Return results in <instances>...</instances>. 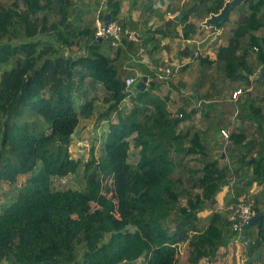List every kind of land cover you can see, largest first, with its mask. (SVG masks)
Wrapping results in <instances>:
<instances>
[{
  "label": "trees",
  "instance_id": "obj_1",
  "mask_svg": "<svg viewBox=\"0 0 264 264\" xmlns=\"http://www.w3.org/2000/svg\"><path fill=\"white\" fill-rule=\"evenodd\" d=\"M93 1L80 14L84 0H0V182L15 190L0 204V264H177L183 242L191 264H211L237 234L229 209H213L216 194L227 185L233 191L228 206L253 183L261 186V198L255 197L261 243L253 249L260 248L264 0L235 6L239 16L228 43L213 41L215 58L194 55L188 45L178 49L196 61L198 76L194 86L169 79L183 98L176 112L169 108L170 90L154 92L160 86L155 74L135 93L125 78L136 66L149 73L140 62L146 54L158 71L162 40L179 35L178 23L182 37H191L192 6L152 28L144 14L136 20L121 15L123 0ZM152 1H144L147 11ZM224 1L212 0L199 15L218 13ZM105 13L140 37L116 45L95 39L94 19ZM235 81L244 92L231 99ZM180 120L185 129L177 127ZM85 127L95 132L87 158L71 149L83 139L74 132ZM131 145L138 148L134 163ZM67 176L81 185H56ZM203 210L209 212L199 214Z\"/></svg>",
  "mask_w": 264,
  "mask_h": 264
},
{
  "label": "crops",
  "instance_id": "obj_2",
  "mask_svg": "<svg viewBox=\"0 0 264 264\" xmlns=\"http://www.w3.org/2000/svg\"><path fill=\"white\" fill-rule=\"evenodd\" d=\"M144 1L146 0H137L135 2L137 6H134L133 8H131L132 0H123L122 6H121V15H127V17L131 16L132 20H136L137 18H139L141 15L144 14V16L148 17L149 19L148 24L153 28L169 18H174L179 13V11L182 10L183 7L185 6L191 5L193 8L190 11L188 15V19H187V21L193 22L195 24V30L192 33L191 37L187 39L182 37L181 35L182 23H178L176 26V29L179 35L174 36V37H165L162 40V43L165 44V47L163 48L162 53H161V61H162L161 63L162 64H160L159 66L169 65L170 71H171L170 74L172 75L174 73H181V74L178 75V77L176 76L170 77L172 75L167 76V74H163L164 75L163 79H159L157 76H155V80L159 81L160 86L158 88H155L154 92L162 96L166 94L168 90H170L169 108L172 109L171 104L174 105V101H175L174 94L177 95V92L175 91L174 88H171L169 86V79H171L173 84H177L181 80L184 82L187 81L189 82V84L194 86L196 83V78L198 76L196 61H194V59H192L191 56H184V55H181L182 57L178 59L176 58L175 53L178 52V49L184 47L185 45H188V47L194 51V55L209 56L211 59L215 58L217 50L215 48V44L213 41L215 39H218V42L221 44L225 45L228 43L229 37L232 33V29L235 27V21L239 16V9L237 7H234L229 12L228 14V17L230 20L229 25L228 24L225 25L226 21H224L221 24L223 27L220 25L215 27V25L213 24H210V23L206 24V23L208 22L207 20L208 17L211 14H215L216 12L210 13L208 14V16L199 15L201 11L203 10V8L208 3L211 4L212 0H153L152 5L149 8V11H147L146 8L143 7ZM226 1L227 0H225L224 2ZM103 4H104V0H102L101 2V5ZM227 31H229V33H226ZM178 44L179 46L177 48ZM145 56L148 57L147 54L142 55L140 62L149 64L150 63L149 59L146 58ZM178 62L181 65L179 67H177ZM187 62L191 63L190 71H188L187 69L186 70L183 69L184 70L183 71L181 69L182 65ZM134 69L136 71V74L132 75L133 77L143 74L139 67L136 66ZM190 74H191V77H194V78L191 79ZM158 76L160 77V74ZM150 78H153V77L151 75H148V79ZM148 79L146 81V85L148 83ZM177 98H178V95H177ZM222 190L223 192L220 195V199H219L218 194ZM222 190H220L216 194V203L213 206V209H216V210L229 209L230 211V206L232 205L233 202L230 203L228 206H227V203L229 202V199H231V196L233 195V194L231 195V193L233 191L229 189L227 185L224 186ZM226 207L227 209H225ZM206 211L207 213L209 212V210H206ZM201 212L202 211H200L199 214ZM249 236L253 238L255 237L251 235ZM183 245H185V242L180 244V246H183ZM256 249L259 250L260 252L261 247L256 248ZM217 251H218L217 255L214 258V260L211 262V264H241L240 258L244 259L243 264H245V260L250 255H254V253L252 254V253L247 252V245L244 243V241L240 240L238 236H236V238H231L226 245H221Z\"/></svg>",
  "mask_w": 264,
  "mask_h": 264
},
{
  "label": "rangeland",
  "instance_id": "obj_3",
  "mask_svg": "<svg viewBox=\"0 0 264 264\" xmlns=\"http://www.w3.org/2000/svg\"><path fill=\"white\" fill-rule=\"evenodd\" d=\"M84 5H83V8H82V10L80 11V14L82 13V12H86L89 8H92L93 7V5L95 4L94 3V1L93 0H84V3H83ZM226 21V23H225V25L226 24H230V20H229V17L225 20ZM209 22H207L206 24H208ZM222 24V23H221ZM220 24V26H222ZM216 26H218V25H215V27ZM223 27V26H222ZM226 33H229V31H227ZM181 43V42H180ZM179 43V44H180ZM186 43V42H185ZM179 44L177 45V48H178V46H179ZM175 56H176V58H181L182 56L178 53V52H176L175 53ZM146 57V56H145ZM146 58H148V57H146ZM149 59V58H148ZM146 61H148V60H146ZM189 63V62H188ZM144 66L146 67V70L147 71H149V73H147L148 75H151V76H153L154 74L157 76V70H156V68L154 67V64H152V63H149V64H144ZM179 66H181L180 65V63L178 62L177 63V67H179ZM190 67H191V64L189 63L187 66H186V68H187V70L188 71H190ZM181 68V67H180ZM183 70V69H182ZM184 71V70H183ZM181 73H174L173 75L172 74H170V75H172V76H170V77H178V75H180ZM190 77H191V74H190ZM155 78V77H154ZM192 78H194V77H191V79ZM187 84H189V82H187V81H185ZM192 82V81H191ZM194 82V81H193ZM233 86H235V87H239V86H241L242 87V83H241V81H235V82H233V83H231ZM178 86H181V84L179 83V84H177ZM190 86H192L191 84H189ZM170 86V85H169ZM189 86V89H188V93L191 91V88L192 87H190ZM170 88V87H169ZM136 87L135 86H133L132 88H131V91L133 92V93H135L136 92ZM175 89V88H174ZM233 89V88H232ZM180 90L183 92V91H185V88H180ZM229 91V90H228ZM184 93V92H183ZM174 97H175V101H174V105L173 104H171V108L173 109V112L175 111L176 112V110H175V108L180 104V103H182V101H183V98L182 99H180L179 97V99L177 98V95H175L174 94ZM227 101V100H226ZM228 102V101H227ZM193 104H195V102L193 101ZM130 105V104H129ZM27 114L29 115V113L27 112ZM197 115H199V113H197ZM39 118H40V120H39V122H41V123H43V124H45V122L43 121V119L39 116ZM111 121H116V117H115V115L112 117V120ZM89 126H91V125H89ZM106 125H105V123H103V127H105ZM181 126H183V128L185 127L186 128V126H187V124H186V121H184V120H180V122L178 123V128L180 129V127ZM184 128V129H185ZM178 129V130H179ZM80 133L82 134V137H83V139H75V142L71 145V149H72V152H73V154L74 155H77L79 152L80 153H82V155H83V157H88L89 156V145H90V142H92V141H95L94 140V135H95V132L93 131V129L91 128V127H85L84 128V130H83V132H81V130H80ZM79 133V134H80ZM94 134V135H93ZM96 136H97V134H96ZM76 137V136H75ZM95 150H96V152L98 153L100 150H99V143L97 144V146L95 147ZM98 156H100V159L102 160V162L105 160L104 159V155H103V153H102V151L98 154ZM138 156V153H137V148L135 147V146H133V145H131V149H130V155H129V160L131 161V163H134L135 161H136V159L138 158L137 157ZM79 176H81V175H79ZM56 185L57 186H61V187H66V186H78L79 187V185H81V182L79 181V180H77L75 177H73V176H67V177H65V178H58V180L56 181ZM260 188H261V186L260 185H258V184H255V183H253L252 185H251V187H250V189H249V191L247 192V194H252L253 193V195H254V197H260L261 198V190H260ZM14 192H15V190H14V188L13 187H9L6 183H3V182H0V204L1 203H5V202H7L10 198H11V196L14 194ZM222 192H223V190L221 191V192H219V194H218V196H219V199H220V195L222 194ZM260 202V201H259ZM221 206H223V205H221ZM225 209H227V207L225 208ZM229 212L230 211H228V214H229ZM201 215H206L207 214V211L205 210V211H202L201 213H200ZM162 221V220H161ZM248 234L249 235H251V236H257L258 235V228H257V226L255 225V224H252V225H250L249 227H248ZM264 234V231H262V235ZM236 236H237V234H236ZM188 249H189V246H188V244H187V242H185V245H183V246H180V248H179V256H178V263L177 264H191L189 261H187L186 259H187V254H188ZM256 251H259V250H257L256 248L254 249V250H252V251H250L249 253H255ZM260 252L262 253V255L261 256H259V257H257V258H255V259H253L250 263L251 264H263L264 263V242L262 243V245H261V249H260ZM241 259V258H240ZM202 263H205L204 261H202L200 264H202ZM240 263L241 264H243L244 262H241L240 261Z\"/></svg>",
  "mask_w": 264,
  "mask_h": 264
},
{
  "label": "built area",
  "instance_id": "obj_4",
  "mask_svg": "<svg viewBox=\"0 0 264 264\" xmlns=\"http://www.w3.org/2000/svg\"><path fill=\"white\" fill-rule=\"evenodd\" d=\"M94 37L95 39H110L111 44L116 45L121 41L122 38L125 39H138L140 37V32L138 30L132 29L129 26H123L118 19H109L107 23L104 22L103 17L97 15L94 19ZM254 50L256 47L254 46ZM158 73L161 75L168 74L170 67L168 66H158ZM164 76V75H163ZM135 80V77L129 75L125 78V83L127 86ZM136 81V80H135ZM244 92L243 86L234 87L231 90L230 98L237 99L238 96ZM237 113L235 109L234 114ZM178 116L181 117L182 113L178 112ZM223 135L226 137L228 135L227 129H222ZM256 200L251 194H244L238 198L235 203L230 206L229 220L231 229L235 231L238 235L239 231L244 227V224L248 223L253 215L258 214L255 208ZM244 262V259H240Z\"/></svg>",
  "mask_w": 264,
  "mask_h": 264
},
{
  "label": "water",
  "instance_id": "obj_5",
  "mask_svg": "<svg viewBox=\"0 0 264 264\" xmlns=\"http://www.w3.org/2000/svg\"><path fill=\"white\" fill-rule=\"evenodd\" d=\"M241 0H227L222 8L220 9V11L216 14H211L209 17H208V21L210 24H213V25H220L221 23H223L227 18H228V14L229 12L240 2ZM81 9V6H78L77 7V10ZM189 8L183 10L182 14H185L187 12ZM179 15V17H181V15ZM103 19H104V22L107 23L108 20H109V13H105L103 15ZM98 40H100V38H98ZM148 79V75L147 74H143L142 75V78L136 82L135 80L131 83L132 86H135L136 88L142 90L145 88L146 86V81ZM176 121L178 119H175ZM80 133V128H78L75 132H74V135H78ZM225 156V151L222 150L221 151V154H220V157L223 158ZM97 166V165H96ZM100 174V171H97V176H99ZM261 221H262V215L260 213L256 214V215H253L250 220L248 221V223L244 224V227L239 231L238 233V238L242 241H244V243L247 245V252H250L252 251L253 247L254 246H258L260 243H261V240L259 237H250L249 234H248V227L252 224H255L259 230V227H260V224H261ZM260 255V252L259 251H256L254 253V255H250L248 258H247V262H250L252 261L254 258L258 257ZM138 259H124L120 262H118V264H133L135 262H137Z\"/></svg>",
  "mask_w": 264,
  "mask_h": 264
},
{
  "label": "clouds",
  "instance_id": "obj_6",
  "mask_svg": "<svg viewBox=\"0 0 264 264\" xmlns=\"http://www.w3.org/2000/svg\"><path fill=\"white\" fill-rule=\"evenodd\" d=\"M220 11V10H219ZM216 14V13H215ZM208 20V19H207ZM209 22V21H208ZM136 82H138V81H136ZM132 86V85H131Z\"/></svg>",
  "mask_w": 264,
  "mask_h": 264
}]
</instances>
